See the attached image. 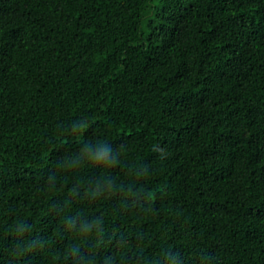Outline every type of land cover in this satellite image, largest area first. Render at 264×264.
Listing matches in <instances>:
<instances>
[{
  "label": "trees",
  "instance_id": "1",
  "mask_svg": "<svg viewBox=\"0 0 264 264\" xmlns=\"http://www.w3.org/2000/svg\"><path fill=\"white\" fill-rule=\"evenodd\" d=\"M89 140L124 145L120 178L146 166L135 199L56 167ZM76 214L101 235L66 231ZM77 244L94 264H264V0H0V264H73Z\"/></svg>",
  "mask_w": 264,
  "mask_h": 264
},
{
  "label": "clouds",
  "instance_id": "2",
  "mask_svg": "<svg viewBox=\"0 0 264 264\" xmlns=\"http://www.w3.org/2000/svg\"><path fill=\"white\" fill-rule=\"evenodd\" d=\"M87 120H79L70 129L71 135H77L87 125ZM126 149L123 144L113 146L107 140L78 143L71 149L57 156L56 167L66 173L84 168L89 165L102 167L103 171L98 177L87 183L86 191L93 200H105L112 195H123L135 199L138 192V181L147 172L142 162H131L126 165V176L120 178L111 170L117 169L125 161ZM55 174L47 178L46 183L51 184ZM103 218L100 216L86 217L80 214L65 215L63 225L66 231L74 233L79 239L86 240L95 234L99 237L103 231ZM30 226L25 222H18L16 231L23 234L29 231ZM73 264H94V257L89 249L87 252L80 250L79 244L69 250ZM107 264V261H105ZM175 264V262H174Z\"/></svg>",
  "mask_w": 264,
  "mask_h": 264
}]
</instances>
